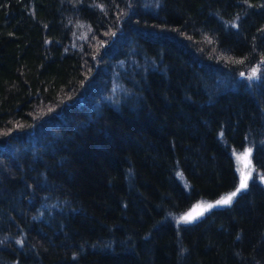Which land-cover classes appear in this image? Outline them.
<instances>
[{
  "label": "trees",
  "instance_id": "trees-1",
  "mask_svg": "<svg viewBox=\"0 0 264 264\" xmlns=\"http://www.w3.org/2000/svg\"><path fill=\"white\" fill-rule=\"evenodd\" d=\"M257 175L264 0H0V264H264Z\"/></svg>",
  "mask_w": 264,
  "mask_h": 264
},
{
  "label": "rangeland",
  "instance_id": "rangeland-1",
  "mask_svg": "<svg viewBox=\"0 0 264 264\" xmlns=\"http://www.w3.org/2000/svg\"><path fill=\"white\" fill-rule=\"evenodd\" d=\"M256 72V71H255ZM250 150V154L245 156V153ZM233 157H234V161H235V166H236V172L238 175V183L236 185V188L233 189L232 191L220 196L219 198L215 199V200H210V201H205V200H200L196 203H194L190 208H188L185 212L181 213L179 215L178 221L181 223H190V222H195L197 220H199L200 218H202L208 211H210L211 209L214 208H218V207H224V206H228L230 205L233 200L235 199V197L237 196L238 193L245 191L248 186L249 183L251 181V179L253 178V174H254V166H253V161H252V148L251 147H243L242 149H240L239 151L233 152ZM262 176L261 175H257V179L259 182H261ZM245 180L247 186L243 189H241L239 192L236 193V195L232 198L231 202L229 204H216V201L220 200L221 198L229 195L232 192H236L237 188L240 187L241 181ZM184 186L187 187V185L185 184V182H183ZM208 204H212L213 207L211 208H204L205 205ZM191 213L193 216V219L191 221L185 222L180 220V217ZM197 213H200L199 215H197Z\"/></svg>",
  "mask_w": 264,
  "mask_h": 264
},
{
  "label": "snow or ice",
  "instance_id": "snow-or-ice-1",
  "mask_svg": "<svg viewBox=\"0 0 264 264\" xmlns=\"http://www.w3.org/2000/svg\"><path fill=\"white\" fill-rule=\"evenodd\" d=\"M255 74V71L253 72V75ZM250 154V150H248L246 153H245V156L249 155ZM247 186L246 184V181L245 180H242L241 181V184H240V187L237 188L236 192H232L230 193L229 195L221 198L220 200L216 201V204H229L232 200V198L236 195L237 192H239L241 189L245 188ZM213 207L212 204H208V205H205L204 208H211ZM200 213H197V215H199ZM193 219V216L191 213L189 214H186L182 217H180V220L182 221H185V222H188V221H191Z\"/></svg>",
  "mask_w": 264,
  "mask_h": 264
},
{
  "label": "water",
  "instance_id": "water-1",
  "mask_svg": "<svg viewBox=\"0 0 264 264\" xmlns=\"http://www.w3.org/2000/svg\"><path fill=\"white\" fill-rule=\"evenodd\" d=\"M262 183L264 184V178H262Z\"/></svg>",
  "mask_w": 264,
  "mask_h": 264
},
{
  "label": "bare ground",
  "instance_id": "bare-ground-1",
  "mask_svg": "<svg viewBox=\"0 0 264 264\" xmlns=\"http://www.w3.org/2000/svg\"><path fill=\"white\" fill-rule=\"evenodd\" d=\"M234 152H236V151H234ZM200 201V200H199ZM198 202V201H197ZM196 203V202H195Z\"/></svg>",
  "mask_w": 264,
  "mask_h": 264
}]
</instances>
